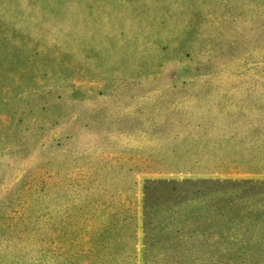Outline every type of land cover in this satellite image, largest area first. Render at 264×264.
Returning a JSON list of instances; mask_svg holds the SVG:
<instances>
[{
  "label": "rangeland",
  "instance_id": "374dc122",
  "mask_svg": "<svg viewBox=\"0 0 264 264\" xmlns=\"http://www.w3.org/2000/svg\"><path fill=\"white\" fill-rule=\"evenodd\" d=\"M262 180L264 0H0V264H243Z\"/></svg>",
  "mask_w": 264,
  "mask_h": 264
},
{
  "label": "trees",
  "instance_id": "16d2710c",
  "mask_svg": "<svg viewBox=\"0 0 264 264\" xmlns=\"http://www.w3.org/2000/svg\"><path fill=\"white\" fill-rule=\"evenodd\" d=\"M249 192L254 189L255 183L250 181L247 182ZM260 187L261 201L257 205V209H254L253 205V192L248 195L247 207L245 213L244 231L241 236V249L243 252V264H264V180L258 183ZM137 246L126 245V251L124 255H119L117 260L121 262L117 264H133L136 259L135 255ZM148 251L146 245V237L144 238L143 250ZM89 256V254L87 253ZM91 256L92 252H91ZM89 256V257H91ZM105 255L99 259L97 258L94 264H109ZM120 258V259H118Z\"/></svg>",
  "mask_w": 264,
  "mask_h": 264
}]
</instances>
